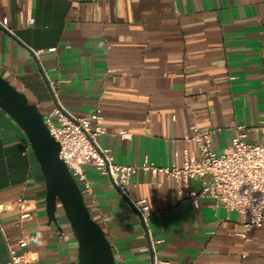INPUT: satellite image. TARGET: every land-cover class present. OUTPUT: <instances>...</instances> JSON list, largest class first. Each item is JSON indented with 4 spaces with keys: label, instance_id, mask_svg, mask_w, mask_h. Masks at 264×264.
Listing matches in <instances>:
<instances>
[{
    "label": "crops",
    "instance_id": "crops-1",
    "mask_svg": "<svg viewBox=\"0 0 264 264\" xmlns=\"http://www.w3.org/2000/svg\"><path fill=\"white\" fill-rule=\"evenodd\" d=\"M0 74L43 114L57 105L74 116L101 107L98 143L121 164L169 165L185 150L200 157L187 137L195 126L215 129L217 151L238 132L260 141L264 0H0ZM29 145L0 107V204L25 196L33 209L20 225L19 207L0 209V264L24 234L28 264H78L64 210L49 218ZM84 168L86 202L118 264H264V221L246 230L245 214L209 197L182 198L171 177L139 170L127 195L93 164ZM140 199L150 215L135 206Z\"/></svg>",
    "mask_w": 264,
    "mask_h": 264
},
{
    "label": "built area",
    "instance_id": "built-area-1",
    "mask_svg": "<svg viewBox=\"0 0 264 264\" xmlns=\"http://www.w3.org/2000/svg\"><path fill=\"white\" fill-rule=\"evenodd\" d=\"M7 21V18L3 19V23L6 24ZM43 115L50 133L61 144L60 157L76 177L83 193L91 188L85 164H93L127 195L129 181L139 170H143L159 178H174L178 194L182 198L198 203L201 197H209L216 205L242 212L247 216L246 230L263 225L264 116L254 127L262 132L260 141H248L244 138L246 133L238 132L228 146L217 151L213 147L215 129L195 126V132L187 137L196 142L200 157L192 156L185 150L182 161L159 165L149 159L139 164L116 162L111 149L98 143L99 137L105 132L104 115L99 106L88 114L74 116L63 105H57ZM193 180L199 182L198 187L191 185ZM30 201L28 197L20 196L8 203H1L0 209L19 207L20 219L17 224L20 225L24 219L33 217ZM134 204L142 215L151 214V207L146 199L135 201ZM242 235L249 239L247 232ZM29 244L30 238L26 234L16 244H9L10 259L2 264H28V257L19 248Z\"/></svg>",
    "mask_w": 264,
    "mask_h": 264
},
{
    "label": "water",
    "instance_id": "water-1",
    "mask_svg": "<svg viewBox=\"0 0 264 264\" xmlns=\"http://www.w3.org/2000/svg\"><path fill=\"white\" fill-rule=\"evenodd\" d=\"M0 107L30 140L46 181L49 218L57 220V210L62 207L78 240V264H118L103 226L91 215L81 185L60 157L61 144L50 133L42 111L1 74Z\"/></svg>",
    "mask_w": 264,
    "mask_h": 264
},
{
    "label": "rangeland",
    "instance_id": "rangeland-1",
    "mask_svg": "<svg viewBox=\"0 0 264 264\" xmlns=\"http://www.w3.org/2000/svg\"><path fill=\"white\" fill-rule=\"evenodd\" d=\"M60 212H61V209H60ZM63 213H64V216L66 217V219L68 220L67 216L65 215V212H63Z\"/></svg>",
    "mask_w": 264,
    "mask_h": 264
},
{
    "label": "trees",
    "instance_id": "trees-1",
    "mask_svg": "<svg viewBox=\"0 0 264 264\" xmlns=\"http://www.w3.org/2000/svg\"><path fill=\"white\" fill-rule=\"evenodd\" d=\"M62 208V207H61Z\"/></svg>",
    "mask_w": 264,
    "mask_h": 264
}]
</instances>
